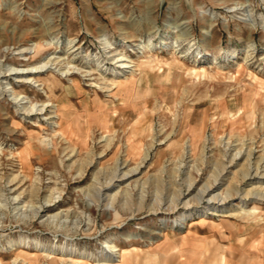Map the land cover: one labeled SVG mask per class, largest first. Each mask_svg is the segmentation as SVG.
<instances>
[{"label": "rangeland", "instance_id": "rangeland-1", "mask_svg": "<svg viewBox=\"0 0 264 264\" xmlns=\"http://www.w3.org/2000/svg\"><path fill=\"white\" fill-rule=\"evenodd\" d=\"M0 77V264H264V0H0ZM214 175L232 213L175 225Z\"/></svg>", "mask_w": 264, "mask_h": 264}, {"label": "bare ground", "instance_id": "bare-ground-1", "mask_svg": "<svg viewBox=\"0 0 264 264\" xmlns=\"http://www.w3.org/2000/svg\"><path fill=\"white\" fill-rule=\"evenodd\" d=\"M27 49V48H26ZM29 50V49H28ZM27 50V51H28ZM25 51V50H24ZM114 58V57H113ZM116 60H117V62H119V61H123L118 67L120 68V69H112V70H114L115 72V74L114 75H117V77H119V74H120V72H121V70H123V69H125V68H128V67H131L129 64H127V60L125 61V58L124 59H122L121 57L120 58H116ZM47 63V62H46ZM50 64H51V62H50ZM49 64V68L51 67V65ZM43 66V65H42ZM48 66V65H47ZM37 67V69L36 70H34V69H28L27 71H26V73H30L31 75H29L28 76V80H29V82H30V80H34V81H38V80H36L34 77H32V74H34V73H38L40 70H38V66H36ZM34 68V67H33ZM106 69H108V67H106ZM105 70V69H104ZM70 69H67V70H64V71H62V74L64 73L65 75H68V74H70V73H72V72H70ZM136 72H137V70H136ZM21 73V72H20ZM74 73V72H73ZM137 74V73H136ZM137 76V75H136ZM1 78V77H0ZM121 79V78H120ZM117 80V79H116ZM115 80V82H113V84H112V87L113 88H111V89H114V88H116L117 89V93L118 92H121L123 89H125V88H127L128 87V85H130L132 88H134V85H135V81L134 80H130V79H128V80H117L116 81ZM73 82H74V84L77 86V87H80V83L78 82V81H74V80H72ZM106 87V86H105ZM102 88V87H101ZM109 88V87H108ZM116 99V98H115ZM123 99V98H122ZM145 99V98H144ZM118 103V102H117ZM55 106V109L53 110V111H51V114H55V115H50L49 116V118H52V117H56L57 119L56 120H54V122L52 121V125H57L58 126V129L57 130H55V131H57V132H59L60 134H61V136H63V138L64 139H66V140H71L72 139V137H73V133H74V130L75 129H73L74 128V122H73V118H72V116H73V113L70 111V108L69 107H67V105H64V104H62L61 102H57L56 104H54ZM123 105H125V104H123ZM45 106V105H44ZM44 106L41 108V109H44ZM142 112H143V109H142ZM213 113V112H212ZM214 114V113H213ZM211 118V117H210ZM103 121V124L107 127V128H109L110 127V123L109 122H107L106 123V121L103 119L102 120ZM111 121V120H110ZM204 121V120H203ZM80 122V121H79ZM148 123V122H147ZM66 124V128L67 129H64V125ZM201 124H202V122H201ZM204 126V125H203ZM203 126H196V131H195V133L192 135V136H190V138H189V140L187 141V145L185 146V148H186V151L187 152H191V153H193V151H194V148H195V146H196V144H197V142H198V140H199V137H198V135H200L201 134V132L203 131V129H204V127ZM79 130V129H78ZM80 131H82L81 129H80ZM76 132V131H75ZM86 134V133H85ZM87 136V135H86ZM75 137V136H74ZM82 138V137H81ZM76 139V138H75ZM85 140V139H84ZM77 142V141H76ZM80 142V141H79ZM130 148L131 149H135V148H139V147H137L135 144H133V143H130ZM130 150V149H129ZM30 153V152H29ZM147 156V155H146ZM237 156V155H236ZM117 164V163H116ZM120 164H122V163H120ZM120 164L118 165V167L120 168ZM136 169L137 168H135V169H130V170H127V171H119V173H116V171H117V168L115 169V171L111 174V176H110V178H109V181H105L106 183L103 185V187H102V189L104 188V189H108V188H112V186H110L109 187V183H111V181H113V180H115V181H123L126 177H129L130 175H131V173H134L135 171H136ZM119 170V169H118ZM257 170V169H256ZM255 170V171H256ZM223 171V170H222ZM101 172V171H100ZM259 172V171H258ZM257 173V172H256ZM256 173L253 175V177L256 175ZM106 174V173H105ZM243 174V173H242ZM253 174V173H252ZM263 175H261V178H262V176H264V172L262 173ZM215 176V175H214ZM245 177L247 176V174L246 175H244ZM217 177L218 176H215L214 177V179L211 181V182H206L203 186H202V188H201V191H200V194H198V195H195V196H193L192 198H190L189 200H186V201H184V203L182 204V205H184V206H182V207H185L187 210H185V211H183V212H181L176 218H175V220H174V224L175 225H179L180 227H181V224H185V222L187 221V219H189V218H191V217H193L194 215H199V216H207V215H217V214H225V213H228V214H231L232 212H231V210L229 209V208H227L228 206L225 204V202H226V199L231 195V193H230V191H227V193L226 194H221V193H219V192H217L216 190H215V187L217 186ZM247 177H249V178H251V175L250 176H247ZM13 179V178H12ZM259 179V178H258ZM253 184V183H252ZM257 184V183H256ZM191 185H192V182L191 183H189V186H188V190H189V192H188V194L190 193V189H191ZM256 186H260V185H256ZM256 186H254L253 185V187H256ZM251 187H252V185H251ZM249 188V189H247L246 190V192L244 193L245 195L244 196H248V195H251V196H256V198L258 197V196H263L264 197V195H263V192H262V194H261V192L259 191V190H255V188ZM257 188V187H256ZM260 188H263V187H260ZM118 192V191H117ZM116 192V193H117ZM125 192V191H124ZM99 193V192H98ZM237 194L238 193V191H234V192H232V194ZM105 194V193H104ZM208 195L207 197H206V199H204V195ZM122 195V194H121ZM112 196H113V193H110V194H108V197L106 196V197H104V198H102V200H107V203H106V205H108L110 202H111V198H112ZM120 196V195H119ZM124 196V195H123ZM179 196V195H178ZM261 196V197H262ZM130 199V198H129ZM243 200V199H242ZM170 201H172V200H170ZM200 201H202V202H205L206 201V207H205V209L203 210V211H199V210H188V209H191L192 207H193V204L196 202H200ZM167 202V201H166ZM173 203V202H172ZM171 203V204H172ZM170 204V205H171ZM175 204V203H174ZM169 205V206H170ZM178 205V204H177ZM161 206V205H160ZM169 206H168V208H169ZM166 207V206H165ZM174 207H176V205L174 206ZM161 208V207H160ZM241 208L243 209V210H245L246 208H245V206H244V204L241 206ZM258 208H260V206H256V205H254L253 207H252V209H249L248 211L249 212H251L252 210H254L255 211V209H257L258 210ZM230 212V213H229ZM250 215V214H249ZM114 248H115V246L113 245V246H111V248H110V250L108 251V252H106V254L105 255H103V257H102V260H104L103 261V264H131L129 261H128V259H127V256H128V252L126 251V250H123L122 252H120V255H121V258L119 259V262L118 263H116L115 262V258H114V256L112 255V253H113V251H114ZM230 250V249H229ZM116 251V250H115ZM114 251V252H115ZM176 251H178V249H175V252ZM220 255H219V264H227V257H226V254L223 252V251H221L220 253H219ZM157 256V254L155 255V257ZM179 257H181V256H179ZM150 260V257L148 256L147 258H146V262H148ZM53 261H55V262H57V259H55V260H53ZM117 261V260H116ZM182 262H181V259H180V264H181Z\"/></svg>", "mask_w": 264, "mask_h": 264}, {"label": "crops", "instance_id": "crops-1", "mask_svg": "<svg viewBox=\"0 0 264 264\" xmlns=\"http://www.w3.org/2000/svg\"><path fill=\"white\" fill-rule=\"evenodd\" d=\"M227 234V233H226Z\"/></svg>", "mask_w": 264, "mask_h": 264}]
</instances>
